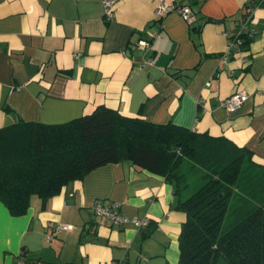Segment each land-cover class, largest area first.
<instances>
[{
  "label": "crops",
  "instance_id": "obj_1",
  "mask_svg": "<svg viewBox=\"0 0 264 264\" xmlns=\"http://www.w3.org/2000/svg\"><path fill=\"white\" fill-rule=\"evenodd\" d=\"M166 1L189 6V20L156 18L158 0H113L107 21L102 0H0V127L66 122L104 105L225 138L264 169V0ZM243 25L251 42L228 50ZM240 89L235 110L219 105ZM97 202L148 224H112L93 213ZM175 204L162 175L127 160L97 166L42 207L32 195L22 215L0 202V264H177L185 214ZM57 223L73 228L55 233Z\"/></svg>",
  "mask_w": 264,
  "mask_h": 264
},
{
  "label": "trees",
  "instance_id": "obj_2",
  "mask_svg": "<svg viewBox=\"0 0 264 264\" xmlns=\"http://www.w3.org/2000/svg\"><path fill=\"white\" fill-rule=\"evenodd\" d=\"M237 39L245 50L252 37ZM250 158V150L225 138L97 105L66 122L1 126L0 202L19 216L32 195L42 207L91 169L127 160L173 186L175 208L185 214L177 264H264V169ZM230 203L237 217L220 231Z\"/></svg>",
  "mask_w": 264,
  "mask_h": 264
},
{
  "label": "built area",
  "instance_id": "obj_3",
  "mask_svg": "<svg viewBox=\"0 0 264 264\" xmlns=\"http://www.w3.org/2000/svg\"><path fill=\"white\" fill-rule=\"evenodd\" d=\"M113 0H102V18L107 21L110 20L112 17V10H113ZM171 11H177L182 14V16L187 20H189V13L190 8L187 5H183L179 2H168L166 0H158V3L154 9V16L156 18H161L163 15L171 12ZM241 33H246L248 36L253 37L255 30L248 26L243 25L237 32H234L228 38L227 41V47L228 50L234 45L239 44L240 40L238 38V34L241 35ZM149 44L148 39H141L137 41L138 47H144L147 48ZM226 55L222 56V59L225 60ZM247 97V92L244 89H240L238 91H234L232 94H230L225 99L221 100L219 105H221L226 111H233L235 110ZM94 212L97 215H102L110 219L112 224H123L125 222H131L133 223L137 228H145L148 224L147 218H128L123 215H121L118 212V205L116 203H108V204H100L96 203L93 207ZM72 225L68 223H57L55 225V228L53 231L55 233L59 232L60 230H68L71 229Z\"/></svg>",
  "mask_w": 264,
  "mask_h": 264
},
{
  "label": "rangeland",
  "instance_id": "obj_4",
  "mask_svg": "<svg viewBox=\"0 0 264 264\" xmlns=\"http://www.w3.org/2000/svg\"><path fill=\"white\" fill-rule=\"evenodd\" d=\"M233 202V201H232ZM97 203H99V202H97ZM96 203H94V205H95ZM100 204H103V203H100ZM106 204H108V203H106ZM94 205L92 206V211H93V213L95 214V215H97L95 212H94V210H93V207H94ZM235 204H233V203H230V205L228 206V208H227V211H226V214L224 215V217H223V220H222V222H221V226H220V231H224V230H226L227 228H229L231 225H233L234 224V222H235V219H236V217H237V211L235 210ZM97 216H102V215H97ZM103 217V216H102ZM72 225V224H71ZM72 228H73V226H72ZM71 228V229H72ZM68 230H70V229H68Z\"/></svg>",
  "mask_w": 264,
  "mask_h": 264
}]
</instances>
